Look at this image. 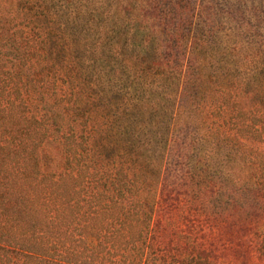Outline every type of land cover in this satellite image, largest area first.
I'll use <instances>...</instances> for the list:
<instances>
[{"label":"rangeland","instance_id":"374dc122","mask_svg":"<svg viewBox=\"0 0 264 264\" xmlns=\"http://www.w3.org/2000/svg\"><path fill=\"white\" fill-rule=\"evenodd\" d=\"M70 3L57 6L70 16L61 42L75 48L74 69L83 68L86 81L103 69L121 108L145 99L128 117L134 142L149 143V168L164 164L156 262L260 264L264 200L252 196V181L264 188V0H149L166 12L153 21L150 41L137 18L107 21L109 5L93 3L99 15L86 16L93 4ZM158 62L163 76L154 73ZM236 167L239 179L230 172Z\"/></svg>","mask_w":264,"mask_h":264},{"label":"trees","instance_id":"16d2710c","mask_svg":"<svg viewBox=\"0 0 264 264\" xmlns=\"http://www.w3.org/2000/svg\"><path fill=\"white\" fill-rule=\"evenodd\" d=\"M57 1L0 0V264H162L153 226L164 164L149 168V143L134 142L130 122L145 99L121 108L103 69L83 79L75 48L61 42L70 16ZM96 2L110 6L107 21L122 13L143 22L144 41L166 13L149 0H86V7ZM87 8L86 16L99 15L94 4ZM241 171L230 172L239 179ZM252 183V196L264 200V188ZM256 225L264 264V220Z\"/></svg>","mask_w":264,"mask_h":264}]
</instances>
